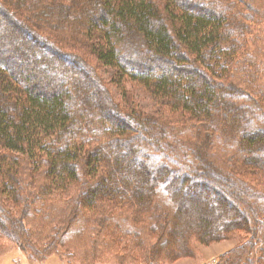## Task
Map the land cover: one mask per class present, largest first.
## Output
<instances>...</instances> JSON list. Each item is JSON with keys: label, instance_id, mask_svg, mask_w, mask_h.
I'll list each match as a JSON object with an SVG mask.
<instances>
[{"label": "trees", "instance_id": "1", "mask_svg": "<svg viewBox=\"0 0 264 264\" xmlns=\"http://www.w3.org/2000/svg\"><path fill=\"white\" fill-rule=\"evenodd\" d=\"M256 10L243 0H0L2 38L22 31L65 77L45 91L24 53L0 51V239L39 262L174 264L194 257L193 244L238 238L216 264H264Z\"/></svg>", "mask_w": 264, "mask_h": 264}, {"label": "rangeland", "instance_id": "2", "mask_svg": "<svg viewBox=\"0 0 264 264\" xmlns=\"http://www.w3.org/2000/svg\"><path fill=\"white\" fill-rule=\"evenodd\" d=\"M244 2H247L249 4L250 2L257 7L260 11H263L264 14V0H243ZM247 9V7H246ZM256 10L257 13V25L251 24L252 28V34L254 35L253 37H250V40H255V44L257 41V33L260 32V34L264 38V15L263 18L260 19L259 14ZM255 16V14H252ZM255 19V18H254ZM8 31L11 32L6 36V38H10L9 41L6 39L2 38V33L0 32V51L3 49H6L7 51L10 50V52L13 53V55L17 56L18 51L24 53L27 56V60L29 63V66L27 68L34 69L35 74L36 73H44L45 77L44 81L39 80L38 85H40L41 89H44L45 91H49L50 88L46 89V86L43 84L47 82V85L50 86L49 83H51V86L53 85L55 87V81L58 79H64L65 77L61 74L59 69L51 70L49 65V59L53 58V56L47 52L41 51L36 49L32 44L29 42H26V38L21 31H16L14 28L8 26ZM6 34V33H5ZM17 35V37H11ZM35 48V50L33 49ZM34 52V54H31ZM14 56V57H15ZM46 63L48 65H44V61L47 60ZM36 63V65H35ZM66 66V65H65ZM100 68V67H98ZM68 69V67H66ZM78 72V71H77ZM99 72L102 74V76L106 79L107 78V72L104 70H100ZM40 75V74H39ZM49 82V83H48ZM141 89L139 87H136L133 84H127L126 85V93H129V96H135L137 97L138 100H134L135 103L140 102L142 104H150V100L147 99L141 92ZM112 93L115 98L118 99V102H121V100L117 97V93L112 90ZM189 180L192 181L191 177L189 176ZM190 196H194L191 194ZM200 198V197H199ZM201 198H205L204 195H201ZM195 201H199L197 198ZM0 264H75L74 262H68L66 259L62 258V254H59L58 256H51L47 258L46 260H42V262H39V260L35 259H29V257L22 252L18 248H16V245L13 243H10L4 239H0ZM239 239L234 238L231 240L227 241H220L217 243H213L209 246H203V245H197L193 244V247L191 248L192 254L194 257L192 259L190 258H185V259H180L176 261L174 264H216V260L218 256L225 251L233 248L237 243ZM61 256V257H60ZM196 258V259H195ZM214 259V260H212Z\"/></svg>", "mask_w": 264, "mask_h": 264}, {"label": "built area", "instance_id": "3", "mask_svg": "<svg viewBox=\"0 0 264 264\" xmlns=\"http://www.w3.org/2000/svg\"><path fill=\"white\" fill-rule=\"evenodd\" d=\"M212 260H214V259H212Z\"/></svg>", "mask_w": 264, "mask_h": 264}]
</instances>
